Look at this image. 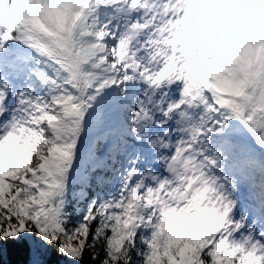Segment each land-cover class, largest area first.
I'll return each instance as SVG.
<instances>
[{
    "label": "snow or ice",
    "instance_id": "obj_1",
    "mask_svg": "<svg viewBox=\"0 0 264 264\" xmlns=\"http://www.w3.org/2000/svg\"><path fill=\"white\" fill-rule=\"evenodd\" d=\"M0 264H264V0H0Z\"/></svg>",
    "mask_w": 264,
    "mask_h": 264
},
{
    "label": "trees",
    "instance_id": "obj_2",
    "mask_svg": "<svg viewBox=\"0 0 264 264\" xmlns=\"http://www.w3.org/2000/svg\"><path fill=\"white\" fill-rule=\"evenodd\" d=\"M12 258H14V257H12Z\"/></svg>",
    "mask_w": 264,
    "mask_h": 264
}]
</instances>
